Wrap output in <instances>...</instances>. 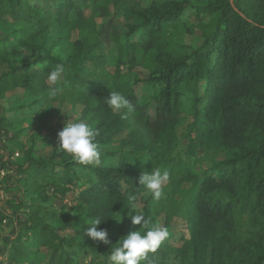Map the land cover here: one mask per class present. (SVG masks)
<instances>
[{
	"label": "trees",
	"instance_id": "trees-1",
	"mask_svg": "<svg viewBox=\"0 0 264 264\" xmlns=\"http://www.w3.org/2000/svg\"><path fill=\"white\" fill-rule=\"evenodd\" d=\"M143 1L0 0V99L18 91L27 101L0 117L11 151L25 156L9 206L25 208V226L6 248L9 264H114L118 238L131 226L145 231L132 223L129 196L142 200L148 190L138 177L157 168L169 173L161 227L179 218L186 232L176 241L170 233L140 264H264V0ZM197 32L201 42L185 44ZM110 44H119L117 55L99 52ZM58 64L64 71L53 84L48 74ZM110 91L133 110L108 106ZM56 104L80 107L96 133L98 164H79L57 147L47 158L24 149L25 123L43 126ZM182 138L188 157H225L194 173L172 158ZM72 189V206L48 214V199ZM142 213L148 218L145 206ZM10 216L0 209V222ZM95 219L108 244L85 235Z\"/></svg>",
	"mask_w": 264,
	"mask_h": 264
},
{
	"label": "rangeland",
	"instance_id": "rangeland-1",
	"mask_svg": "<svg viewBox=\"0 0 264 264\" xmlns=\"http://www.w3.org/2000/svg\"><path fill=\"white\" fill-rule=\"evenodd\" d=\"M152 1L155 0H144L143 4L149 5ZM85 16H89V13L85 11ZM121 19V18H120ZM0 36H2L0 34ZM77 37V33H73V38ZM182 36L180 34L178 35H171L169 37L170 42H175L176 40H181ZM185 44H199L201 42V37L199 33L197 32L194 36L189 35L186 36L184 39ZM119 49V44H110L108 46H103L99 52L106 54V55H117ZM131 56L130 52H127L125 54V63L121 66V70L123 73L127 74L129 64L127 62L129 61ZM126 77H124L125 79ZM23 96L20 92H14L7 94V97L5 99H0V104L3 110L6 112H9L10 109H13L17 106H19L21 103L27 102L26 100H23ZM12 113V112H11ZM33 121L25 123V134L21 137V142L24 146L25 150H28L32 156L34 157H42L47 158L51 151L57 147L60 149V146L58 144V132L62 130L64 124L69 122H75V121H85L81 120L80 116V107H71L67 104H59L55 105V110L50 116L49 120L43 125H39L38 122L34 119ZM5 134L10 137V131L8 128L4 127ZM6 148L8 150H11V142L7 139L5 141ZM185 146L186 141L182 138L179 142V144L176 146L172 153V158L174 161H184L186 164H188L192 171L194 173H200L204 168H206L210 163H215L218 161H221L224 159V154L218 151L213 150H198L195 155H191L188 157V155L185 152ZM5 158L6 154L5 152H0V166L4 167L5 164ZM25 156L24 151L20 152V157H18L14 162L11 164H14L15 167H18V165L22 164L24 162ZM107 164L108 165H115V159L114 158H107ZM5 168V167H4ZM7 169V168H6ZM167 170V169H164ZM162 170V171H164ZM18 175H20V172L17 171L16 173L10 172L7 174L4 178L0 177V188L3 192V197L0 198V205L2 202V206L6 207V209L10 212H8V215L11 216L6 219V222H0V248H3V250H6L10 242L15 238L17 233L21 232L25 226L24 219L25 217H20L18 213L22 211H26L23 206H21L18 211H14L12 207L9 206H15L17 203V196L19 194V191L16 189L15 184L18 180ZM75 189H72L65 195L56 196L54 198H49L48 202L46 203V209L48 214H53L54 217L58 216L59 210L62 206H65V208H69L72 206L74 197H75ZM48 197L50 195V190L46 189L45 193ZM150 192H146L143 194L142 200H146V203L144 204L142 200H139L136 202L135 208H132L135 210V212H142V208L145 206L148 211V218L154 219L159 226L164 225L165 223V217L167 214V211L169 209V201L166 196L161 195L159 199H153V197H149ZM249 228V224L246 223L244 226V229ZM135 231L137 228L130 227L129 231ZM169 234L174 235V241H176L177 237L180 234H185V226L183 221H181L179 218H173L169 224V229H167ZM114 233H121L122 227H120V223L117 224V226L114 228ZM66 235H70L71 233L69 231H66ZM84 258H80V264H85ZM167 264H178L177 261H174L172 259L167 261Z\"/></svg>",
	"mask_w": 264,
	"mask_h": 264
},
{
	"label": "clouds",
	"instance_id": "clouds-1",
	"mask_svg": "<svg viewBox=\"0 0 264 264\" xmlns=\"http://www.w3.org/2000/svg\"><path fill=\"white\" fill-rule=\"evenodd\" d=\"M64 65L58 64L50 70L48 80L53 84L59 81ZM58 89H52L50 96H56ZM108 106L114 110L126 108L133 110L130 101L118 91H110L106 100ZM94 129L85 121H67L62 130L58 132V144L62 151L70 154L72 159L79 164L99 163V146L95 141ZM169 181L167 170L157 168L154 171H144L138 177L139 185L144 186L151 193L153 199H159L163 186ZM135 197L129 196L130 207L135 208ZM133 224L142 225L145 231H131L118 238V243L113 247L109 259L114 264H140L147 253L155 252L160 244L168 237L167 228L151 224L142 212L131 215ZM100 219L92 221L91 226L85 230V235L92 240L109 243L106 230L97 228Z\"/></svg>",
	"mask_w": 264,
	"mask_h": 264
},
{
	"label": "built area",
	"instance_id": "built-area-1",
	"mask_svg": "<svg viewBox=\"0 0 264 264\" xmlns=\"http://www.w3.org/2000/svg\"><path fill=\"white\" fill-rule=\"evenodd\" d=\"M1 115H2V108H1V104H0V117H1ZM8 138L9 137L5 134V129L0 127V152H5V154H6V158H5V161H4L5 162V164H4L5 168L0 166V177L1 178H4L10 172H12V173H16L17 172V167H15L14 164H11V163L14 162L18 157H20V151L18 149H15V150L11 151V150H8L6 148L5 141ZM18 176L20 177V175H18ZM2 197H3V192H2V190L0 188V198H2ZM0 209L4 212V214L8 215L9 211L6 209V207L2 206V202H1V205H0ZM2 222L5 223L6 222V218L3 219ZM0 264H9L8 263L7 249L4 250L0 254Z\"/></svg>",
	"mask_w": 264,
	"mask_h": 264
}]
</instances>
